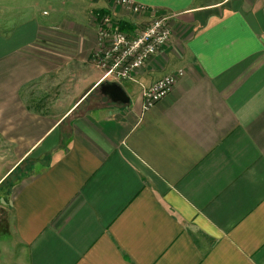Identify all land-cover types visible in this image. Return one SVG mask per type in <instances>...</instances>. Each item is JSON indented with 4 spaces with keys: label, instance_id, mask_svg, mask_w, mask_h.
I'll use <instances>...</instances> for the list:
<instances>
[{
    "label": "crops",
    "instance_id": "0c3cea01",
    "mask_svg": "<svg viewBox=\"0 0 264 264\" xmlns=\"http://www.w3.org/2000/svg\"><path fill=\"white\" fill-rule=\"evenodd\" d=\"M19 1L0 27V264H264V0H130L172 36L115 82L128 100L90 62L113 0Z\"/></svg>",
    "mask_w": 264,
    "mask_h": 264
},
{
    "label": "built area",
    "instance_id": "2783aa9c",
    "mask_svg": "<svg viewBox=\"0 0 264 264\" xmlns=\"http://www.w3.org/2000/svg\"><path fill=\"white\" fill-rule=\"evenodd\" d=\"M119 2L128 5V8L134 13L138 11V8L142 10L144 8L143 6L130 2V0H119ZM102 21H107V19L104 18ZM135 25L136 27L132 30L133 32L131 31L126 36L117 33L114 40L110 41V49L105 52L106 56L111 53L119 52L114 63H112L107 70V74L111 75L113 79H130L132 77V72L144 66L146 61L158 52L159 48L165 45L172 36V30L165 16L155 17L149 21H142ZM96 26H98L97 23ZM112 26L113 24L110 22V30ZM102 27L103 26H101L99 30V39H102L103 42L100 44L106 46V38L111 32L107 31L108 26H105L103 30ZM120 66L123 68L117 71ZM182 74L183 71L178 70L176 73L166 75L150 86L144 87L142 89V97L145 98L144 107L153 104L155 101L168 94L177 77Z\"/></svg>",
    "mask_w": 264,
    "mask_h": 264
},
{
    "label": "rangeland",
    "instance_id": "374dc122",
    "mask_svg": "<svg viewBox=\"0 0 264 264\" xmlns=\"http://www.w3.org/2000/svg\"><path fill=\"white\" fill-rule=\"evenodd\" d=\"M28 3L30 2L29 0L27 1ZM70 0H46V2L44 4H40L39 6H37L38 8V13L41 12H46L48 11L49 15L52 14L53 12H59L60 10V14H64L65 11H67L68 9H70L71 4L69 3ZM116 4V7H113L111 5V7H107V9H96L92 11V18L96 21V23L98 24V26H96V37L98 38V40L96 39V43L97 46H95L92 50H91V54H90V62L92 63V65L98 69V71L101 73V80L102 82H117L120 81L118 78L117 79H113L111 75L107 74V70L108 68L111 66L112 63H114L116 57L119 55V52L117 53H111L109 55H105V52L110 49V41H113L116 34H123V35H127L128 33H130L132 30L135 29L136 25L135 23L132 24L130 22H140L138 21V19L136 17H139L140 14H145L148 12V9L145 10L143 8L140 9L138 8L137 12H132L131 9L128 8V5L119 2V0H113L112 4L114 3ZM56 3V4H55ZM22 2H20L19 0H0V27L2 26V24H4L5 21L9 20L10 22H13L15 20L16 14L18 13L17 17L19 18V14L21 12V9H28L30 7H26L21 5ZM54 4L56 6H54ZM25 7V8H24ZM119 9V12H117V10L115 9ZM122 8V9H121ZM53 9H56L55 11H52ZM46 10V11H45ZM121 10V11H120ZM142 10V11H141ZM141 11V12H140ZM156 10H151V14L155 17H161V16H165L166 14H157ZM46 14V13H44ZM116 14H119L120 16L123 15H128L127 17H129L128 19V23H124L122 24L120 21L123 20L122 17L117 16ZM97 17H98V21H97ZM106 18L107 21H102V19ZM114 18H119V19H114ZM132 18V20H131ZM112 22L113 26L110 30L109 28V21ZM118 20V22H117ZM127 22V21H124ZM102 27V30L105 29V26H108V32H111V34L106 38V46L101 45L100 43L103 42L102 39H99V30ZM2 29V28H0ZM133 32V31H132ZM103 38V37H102ZM48 42H50L49 47L51 44H53L54 42L56 43V40L53 41V39H48ZM98 64V66H97ZM123 67L120 66L118 68L117 71H120ZM111 76V77H110ZM103 99L105 100L106 98H88L86 100H84V102L82 103V105L79 107L80 110H83V108L85 107H91L94 106L96 104L100 105L99 103H101L103 101ZM145 103V98L142 97V106H144ZM16 174V173H15ZM14 174V175H15ZM11 180L8 179L6 180L7 182ZM6 183V182H5ZM1 213V212H0ZM1 215H0V219H1Z\"/></svg>",
    "mask_w": 264,
    "mask_h": 264
},
{
    "label": "water",
    "instance_id": "95a60500",
    "mask_svg": "<svg viewBox=\"0 0 264 264\" xmlns=\"http://www.w3.org/2000/svg\"><path fill=\"white\" fill-rule=\"evenodd\" d=\"M111 84L113 86L112 90H113L115 97H121V98H119L121 100H123V99L128 100V98L123 94L122 89L119 86H117L115 84V82H112ZM115 99H117V98H115Z\"/></svg>",
    "mask_w": 264,
    "mask_h": 264
}]
</instances>
